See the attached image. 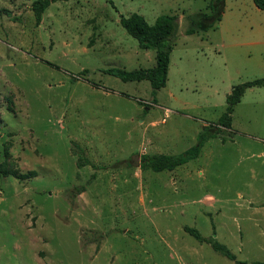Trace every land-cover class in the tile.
Instances as JSON below:
<instances>
[{"label":"rangeland","instance_id":"374dc122","mask_svg":"<svg viewBox=\"0 0 264 264\" xmlns=\"http://www.w3.org/2000/svg\"><path fill=\"white\" fill-rule=\"evenodd\" d=\"M33 1L0 0V264H235L210 237L264 261L249 220L264 199V84L236 104L224 143L171 171L139 167L195 145L232 86L264 79V12L203 38L180 21L156 105L147 80L104 71L154 64L117 19L139 9L152 24L202 0H54L39 24ZM98 33L124 52L90 46Z\"/></svg>","mask_w":264,"mask_h":264},{"label":"trees","instance_id":"16d2710c","mask_svg":"<svg viewBox=\"0 0 264 264\" xmlns=\"http://www.w3.org/2000/svg\"><path fill=\"white\" fill-rule=\"evenodd\" d=\"M52 1L54 0H34L31 3L30 8L35 17L36 24L40 23L43 12ZM253 1L258 8L264 10V0ZM223 11L224 0H209L208 11H198L185 16L186 27L184 33L189 35L212 28L221 19ZM3 12L13 21L18 20L15 16H11L10 11L3 9ZM120 24L129 35L138 41L140 48L155 51V65L150 68L133 70L110 67L104 71L125 82L148 80L152 88L151 93L154 96L152 101L156 103L155 95L157 90L166 85L170 53L177 37L178 16L160 14L156 17L153 24H149L141 14L134 12L127 16L120 15ZM263 84L264 79L260 78L232 86L230 93L226 97L224 112L216 123L205 125L199 130L195 145L179 154H142L140 156V169H151L157 172L163 170L171 171L177 166L196 158L208 139L220 137L221 141L224 142L226 139L224 131L231 130L234 107L240 101L245 90L248 87L261 86ZM228 137H232L230 132H228ZM184 230L198 241L205 240L196 228L185 226ZM206 241L213 251L234 261L236 264H248L246 261L238 260L224 244H221L215 238L210 237ZM251 264H264V261H254Z\"/></svg>","mask_w":264,"mask_h":264},{"label":"crops","instance_id":"0c3cea01","mask_svg":"<svg viewBox=\"0 0 264 264\" xmlns=\"http://www.w3.org/2000/svg\"><path fill=\"white\" fill-rule=\"evenodd\" d=\"M203 1V3H204V7H202L200 10L201 11H208V3H209V0H202ZM137 12H135V13H138V14H141L144 18H145V14H144V12H143V10H139V9H137L136 10ZM254 12H259L260 14H263L262 12H264V10H262V9H260V8H258L255 4H254V1L253 0H224V11H223V13H222V17H221V19L215 24V26H213L212 28H210V29H208V30H215V29H218V27H219V24H221L222 22H223V20H224V24L225 25H227V23H234L236 20H239L240 19V17H242L243 15H246V14H250V13H254ZM131 13H134V12H130L129 14H131ZM128 14V15H129ZM167 14H169V15H177L178 16V20H179V22L180 21H182V20H184L185 19V16L186 15H188L189 13L188 12H185V11H182L180 14H178V13H167ZM159 15V13L158 12H155L154 13V21H155V19H156V17ZM124 16V15H123ZM125 16H127V15H125ZM146 20V19H145ZM117 22H119V24H120V17L117 19ZM154 23V22H153ZM152 23V24H153ZM122 26V25H121ZM93 29L94 30H96L97 28H96V26L94 25V27H93ZM208 30H206V31H208ZM206 31H198V32H195V33H193V34H189V35H194V34H198V35H201V38H203V37H205L206 36V34H202V33H204V32H206ZM108 33V32H107ZM93 34H95V33H93ZM100 33H98V35L97 36H95V35H93V43L90 45V46H93V45H99V44H101V47L103 46V47H106V48H111L110 49V52L112 53V54H119V53H122V52H124V50L123 49H120L118 46H112V42H111V40H113V37H108V36H106L105 37V39H102L101 37H100ZM105 41V42H102V41ZM174 46V45H173ZM172 49H173V47H172ZM145 50H148V49H145ZM171 54V53H170ZM145 57H146V59H147V61H151L152 59H154V64L151 66V67H153L154 65H155V51L154 52H152V53H149V51H147L146 53H145ZM110 68V67H109ZM117 68V67H116ZM146 68H150V67H146ZM121 69H124V68H121ZM136 69H139V68H136ZM169 69H170V60H169V66H168V72H169ZM133 70V69H132ZM167 76H168V74H167ZM140 81H142V80H140ZM148 81V80H147ZM149 82V81H148ZM166 83H167V81H166ZM262 86V85H261ZM251 87H259V86H251ZM251 87H248V88H251ZM247 88V89H248ZM246 89V90H247ZM245 90V91H246ZM231 91V90H230ZM230 93V92H229ZM228 93V94H229ZM245 93V92H244ZM227 94V95H228ZM227 95H226V97H227ZM243 96V95H242ZM241 100V99H240ZM225 101H226V98H225ZM240 102V101H239ZM238 102V103H239ZM154 103V102H153ZM156 103H157V101H156ZM156 103H154V104H156ZM237 103V104H238ZM157 105V104H156ZM225 107H226V105H225ZM205 126V125H204ZM203 127V126H202ZM198 133V132H197ZM212 139H214V138H210V139H208L205 143H204V145H203V147L202 148H204L207 144H208V142H210ZM219 141L221 142V143H224V142H222L221 141V139H219ZM202 148H201V151H202ZM200 151V152H201ZM262 155H264V154H262ZM187 163V162H186ZM186 163H184V164H186ZM184 164H182V165H184ZM182 165H179V166H182ZM178 166V167H179ZM175 169V168H174ZM173 169V170H174ZM176 173H177V171H176ZM250 202H249V205L250 204H253L254 205V207H255V209H253V212H252V216L249 218V220L250 221H252L253 222V225L255 226V227H257L263 234H264V199H262V200H260V201H258V202H253V200L251 199V200H249ZM264 236V235H263ZM262 247V246H261ZM238 260H241V259H238ZM232 261V260H231ZM242 261H246L248 264H251L252 262H254L255 260H247V259H242ZM232 262H234V261H232ZM235 263V262H234ZM236 264V263H235Z\"/></svg>","mask_w":264,"mask_h":264}]
</instances>
